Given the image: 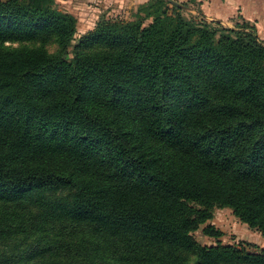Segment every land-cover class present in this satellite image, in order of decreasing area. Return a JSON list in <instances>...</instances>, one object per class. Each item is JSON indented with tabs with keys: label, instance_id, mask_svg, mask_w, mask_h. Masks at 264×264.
Segmentation results:
<instances>
[{
	"label": "trees",
	"instance_id": "16d2710c",
	"mask_svg": "<svg viewBox=\"0 0 264 264\" xmlns=\"http://www.w3.org/2000/svg\"><path fill=\"white\" fill-rule=\"evenodd\" d=\"M187 7L74 43L56 0H0V264H264L207 223L228 207L264 234V39Z\"/></svg>",
	"mask_w": 264,
	"mask_h": 264
},
{
	"label": "rangeland",
	"instance_id": "374dc122",
	"mask_svg": "<svg viewBox=\"0 0 264 264\" xmlns=\"http://www.w3.org/2000/svg\"><path fill=\"white\" fill-rule=\"evenodd\" d=\"M56 2L60 9L73 13L77 18V34L74 43L78 42L80 35L92 29L101 17L132 20L140 5L135 0H56ZM183 15L187 18H201L199 15L195 16L189 8L183 10ZM242 21L241 19L234 20L229 22V26L233 27L236 22L241 23ZM258 34L264 39L260 31ZM6 45L16 47L19 43H6ZM45 48L53 52L56 44L54 41H49L45 44ZM207 223H211L222 231L223 234L219 237V241L223 244H234L251 252L264 250V234L242 222L228 207H216L212 218ZM193 235L197 241L205 245H212L216 242L213 237L203 234L201 228L194 231ZM16 242V239L1 240L0 252L10 249Z\"/></svg>",
	"mask_w": 264,
	"mask_h": 264
},
{
	"label": "crops",
	"instance_id": "0c3cea01",
	"mask_svg": "<svg viewBox=\"0 0 264 264\" xmlns=\"http://www.w3.org/2000/svg\"><path fill=\"white\" fill-rule=\"evenodd\" d=\"M139 4L147 0H135ZM187 2L192 13L208 21L229 22L244 19L254 24L264 36V0H174Z\"/></svg>",
	"mask_w": 264,
	"mask_h": 264
}]
</instances>
